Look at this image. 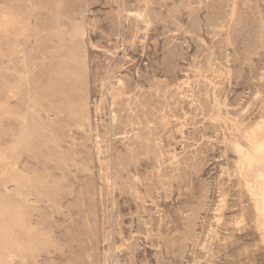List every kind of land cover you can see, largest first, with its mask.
<instances>
[{
	"label": "rangeland",
	"instance_id": "374dc122",
	"mask_svg": "<svg viewBox=\"0 0 264 264\" xmlns=\"http://www.w3.org/2000/svg\"><path fill=\"white\" fill-rule=\"evenodd\" d=\"M261 128L264 0H0V264H264Z\"/></svg>",
	"mask_w": 264,
	"mask_h": 264
},
{
	"label": "bare ground",
	"instance_id": "6f19581e",
	"mask_svg": "<svg viewBox=\"0 0 264 264\" xmlns=\"http://www.w3.org/2000/svg\"><path fill=\"white\" fill-rule=\"evenodd\" d=\"M244 113V112H243ZM259 133L261 134L262 133V135H263V137H262V140L259 142V144H258V142L256 141V146L257 147H260V146H262L263 145V143H264V128H261L260 130H259ZM258 136V135H257ZM255 145V144H254ZM264 147V146H263ZM262 148V147H261ZM259 152H260V150H259ZM258 152V153H259ZM257 154V153H256ZM259 155H261V153L259 154ZM263 155V154H262ZM261 155V156H262ZM261 160V159H260ZM259 161V160H258ZM259 166V165H258ZM260 166H262V170L258 167V169H260V171H257V173L255 172V178H252L253 180L255 179L256 180V182H258V184H260V186L262 185V184H264V160H263V163L260 165ZM246 168V167H245ZM255 169V168H254ZM257 169V168H256ZM251 170V169H250ZM253 170V169H252ZM252 170H251V173L250 172H248V173H246V177L248 178V183H249V189H251V192L253 193V195L255 196V189H254V187L252 186L253 184H251L250 182V180H249V178L251 179V175H252ZM250 174V175H249ZM248 186V185H247ZM259 187V186H258ZM261 189V191H262V194L264 195V185L260 188ZM259 189V190H260ZM260 191V192H261ZM257 195V194H256ZM252 196V195H251ZM256 197V196H255ZM252 198H254V197H252ZM255 201V200H254ZM254 204H256V207H257V209L256 210H258L259 212H260V214H262V212L264 211V201L262 200V201H260V200H257ZM255 207V206H254ZM260 216V215H259ZM257 218V217H256ZM259 218V217H258ZM262 219H264V218H262ZM260 222H262V221H260ZM261 228H262V226H260ZM264 228V227H263ZM259 230H261V229H259ZM264 230V229H263ZM262 230V231H263ZM264 232V231H263Z\"/></svg>",
	"mask_w": 264,
	"mask_h": 264
}]
</instances>
